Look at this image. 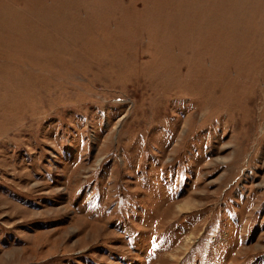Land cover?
<instances>
[{"label": "rangeland", "instance_id": "obj_1", "mask_svg": "<svg viewBox=\"0 0 264 264\" xmlns=\"http://www.w3.org/2000/svg\"><path fill=\"white\" fill-rule=\"evenodd\" d=\"M0 264H264V0H0Z\"/></svg>", "mask_w": 264, "mask_h": 264}, {"label": "bare ground", "instance_id": "obj_2", "mask_svg": "<svg viewBox=\"0 0 264 264\" xmlns=\"http://www.w3.org/2000/svg\"><path fill=\"white\" fill-rule=\"evenodd\" d=\"M6 261V260H5Z\"/></svg>", "mask_w": 264, "mask_h": 264}]
</instances>
